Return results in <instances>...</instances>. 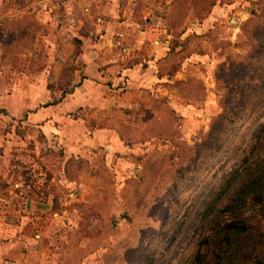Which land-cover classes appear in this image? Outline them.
Segmentation results:
<instances>
[{
    "label": "rangeland",
    "instance_id": "1",
    "mask_svg": "<svg viewBox=\"0 0 264 264\" xmlns=\"http://www.w3.org/2000/svg\"><path fill=\"white\" fill-rule=\"evenodd\" d=\"M260 1H121L120 12L128 11L122 20L139 21L134 27L136 33L128 26L132 38L116 36L114 44L119 47L102 50V62L111 61L96 67L101 79L91 82L94 88H106L116 105L105 108L91 102L65 115L71 123L83 124L80 131L85 132L84 145L73 143L78 148L72 151L75 155L66 160L64 149L44 144L35 127L18 122L0 127V154L12 156L6 169L14 165L12 170L18 174L10 185L0 179V186L11 192L16 190V182L25 183L29 200L40 201L36 211L30 208L27 214L5 213L10 223L5 224L4 237L18 238L20 232L27 249L21 261L3 260L2 264H138L125 259L124 252L136 247L139 250L143 233H162L165 205L157 206L160 197L176 170L191 162L195 145L206 139L211 125L235 102L237 88L231 82L236 80L232 77L236 73L232 65L254 50L255 39L260 35L264 38L258 29L263 16ZM77 3L70 1L69 8L84 13L86 8ZM90 6L87 9L94 13L98 5ZM169 8L170 30L164 33L156 27L151 29L148 19L152 13L158 10L163 14ZM93 16L96 13L84 30L89 27L97 34L100 27L94 24L99 22ZM147 26L161 43L167 40L168 46L162 59L153 65L154 78L147 75L131 86L132 81L121 75L122 70L132 69L140 61L138 67L146 71V62L152 59L147 58L144 48L143 63L142 58L136 59L138 51L130 47L139 36L137 30L146 32ZM142 40L148 43L147 38ZM18 47L12 51H19ZM71 47L69 53L56 50L53 57L36 47L25 48L26 55L32 49V57H25L23 70L29 75L43 73L48 104L59 105L84 81L83 65L78 62L81 43ZM240 73L238 68L237 76ZM95 98L98 100V94ZM104 100L101 98L99 104ZM94 130L109 131L111 137L98 147L88 148L85 144L93 140ZM18 190L11 195L2 190L1 195L5 202L16 205Z\"/></svg>",
    "mask_w": 264,
    "mask_h": 264
},
{
    "label": "trees",
    "instance_id": "2",
    "mask_svg": "<svg viewBox=\"0 0 264 264\" xmlns=\"http://www.w3.org/2000/svg\"><path fill=\"white\" fill-rule=\"evenodd\" d=\"M260 6L258 29L264 36V0ZM260 36L254 40V50L232 65L235 102L211 125L206 139L195 145L191 162L176 170L160 197L157 206L165 205L162 233H143V246L126 250L125 259L138 264H264V38Z\"/></svg>",
    "mask_w": 264,
    "mask_h": 264
},
{
    "label": "crops",
    "instance_id": "3",
    "mask_svg": "<svg viewBox=\"0 0 264 264\" xmlns=\"http://www.w3.org/2000/svg\"><path fill=\"white\" fill-rule=\"evenodd\" d=\"M70 1H78L77 4L86 8L83 11L84 13H74L69 8ZM84 1L0 0V127L14 122H18L20 125L26 127H35L37 131H40V135L44 137V144L55 145V148L61 147L62 150L64 149L66 160L70 156L75 155L72 151L78 149L73 143L77 141L79 146L80 143H85L86 138L84 137L85 132L80 131L83 129V124L77 122L71 123L65 115L67 113H73L77 108L89 105L91 102H97L98 106L103 105L105 108L115 107L116 104H114V100L110 101V94L105 90L106 88H99L97 85L94 88L91 82L101 79V75L98 73L96 67L104 63H110L111 61L104 59V62H102L103 59L100 58L102 50H111V47H119L120 44H114L116 36L132 38L131 33H127V27L132 26L131 29L134 30L135 34L136 30L134 27L139 24V21H133V18L126 21L122 20L126 18L128 13V11L120 12V8L123 6L121 1L125 0H87L88 4H84ZM91 4L98 5L94 12L96 16H93L96 22H99L98 25L94 24V27H100V30H97L99 31L97 34H94V30L89 31V27L84 30L87 25L85 23H88L91 20V16L94 15L91 11L92 15L89 14L90 12L87 9V7H91ZM138 7L140 6L138 5ZM145 11V9L142 10L143 18L148 17ZM160 13L158 10L157 12L154 11L151 15V20H148L149 24L151 23L152 25L151 29L156 27L159 32L165 33V31L170 30L169 21L171 20L172 12H170L169 8L164 9L162 11L163 14ZM157 16H160V19H157ZM161 21H163V24H161ZM143 31L142 29L140 31L137 30L139 36H137L134 44L130 47L138 51L136 59L142 58L143 63L146 62L144 60L145 56H143L144 48L148 51L147 58L152 59L146 62L148 65L146 71H142L138 67L140 61L134 63L135 67H132V69L122 70L121 75L124 78H130V81H132L130 83L131 86L134 84L133 81L138 83L147 75L154 78L153 65L162 59L161 56L164 54L166 46H168L167 40L161 43L158 40L159 37L154 35L151 30ZM28 34L32 35L30 36ZM146 38L148 43L142 40ZM74 40L79 41L82 46V53L78 62L83 65L84 81L82 84H78L72 92L66 94V98L59 105L48 104V91L46 84H44L45 77L43 73L29 75L28 72L23 70L25 67V57H32V49L26 55L24 53L26 51L25 48L36 47V49L44 50L46 56L53 57L56 50H65L69 53ZM27 41H29L27 43L28 47L25 46ZM17 46H19V51H12ZM78 62L76 63L78 64ZM16 63H18V67L14 69ZM125 84L122 83V85ZM96 94H98V100L95 98ZM107 95L108 97H105ZM103 97L105 100L102 104H99ZM62 113L64 115H60ZM108 132H101L99 130L92 131L93 140H87L86 147H98V145H101L105 139H108ZM83 143L82 145H84ZM11 157L0 154V176L3 175L0 179L9 185L13 177L18 176L17 172L12 170L14 169V165L8 171L6 169L7 161ZM20 165L18 164V167ZM16 184L14 185L16 186V190H11V192L10 188L4 189L5 186L2 189L0 186V211L2 212L0 222L4 223V225L0 226V264H2L3 260L12 261L16 259L17 262L21 261L23 259L22 253L27 249L22 243V239L24 240V238L20 236V232L17 234L18 238L10 237L6 240L4 237L5 224L10 223L5 215L11 211L14 214L21 215L27 214L30 208H33L34 211L40 209L38 206L39 200H29L28 194L30 192L26 191L25 183L18 181ZM2 190L6 194L8 193V195L18 190V196L14 195L16 197L14 198L16 205L7 201L5 202V198L1 195L3 193ZM34 198L36 199V195ZM5 206L7 207L5 208ZM67 217L63 218L67 219Z\"/></svg>",
    "mask_w": 264,
    "mask_h": 264
}]
</instances>
